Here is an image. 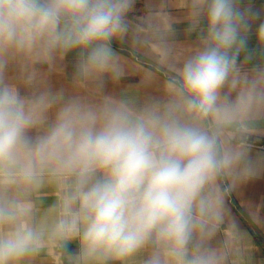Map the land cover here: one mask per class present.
<instances>
[{
	"label": "clouds",
	"instance_id": "1",
	"mask_svg": "<svg viewBox=\"0 0 264 264\" xmlns=\"http://www.w3.org/2000/svg\"><path fill=\"white\" fill-rule=\"evenodd\" d=\"M181 2L200 31L185 52L163 7L133 26L134 0H0V264H244L238 225L222 226L226 196L264 170L249 143L264 131V65L239 62L255 14ZM126 37L162 70L160 98L102 93L125 73L111 42ZM73 51L72 86L55 88Z\"/></svg>",
	"mask_w": 264,
	"mask_h": 264
},
{
	"label": "crops",
	"instance_id": "2",
	"mask_svg": "<svg viewBox=\"0 0 264 264\" xmlns=\"http://www.w3.org/2000/svg\"><path fill=\"white\" fill-rule=\"evenodd\" d=\"M238 6L242 11L249 9L255 14L247 34V51L241 53L239 62L243 63L245 57L251 53L252 58L247 67L264 65V49H261L257 42L259 25L264 23V0H239ZM162 7L172 18V43L178 46L181 52L195 47L200 31H189L188 9L182 6L181 0H134L126 19L133 26L140 25L144 18L159 11ZM201 28L206 29V21L202 20ZM111 47L127 63V67L124 75L116 81L105 77L102 93L116 98L127 94L139 102L150 98H160L165 76L155 63L152 54L147 50L135 47L132 40L127 37L124 39L114 38ZM78 59V51H73L60 62L57 71L51 77L55 88L61 86L71 88ZM38 67L47 70V65ZM148 72L154 73L156 78L146 83L145 75ZM7 75L14 76L15 71L9 70ZM249 142H264V131L252 135ZM250 156L254 160L264 158V151L252 148ZM53 202L54 197L48 196L44 199L43 205L47 207ZM225 209L228 215L222 227H227V222L231 220L238 225V231L243 234V246L246 249L243 257L244 264H264V170L232 189L226 196ZM253 213H255V218H253ZM67 247L73 253L78 251V246L75 243ZM34 264H55V261L50 256H42ZM110 264H119V262H110Z\"/></svg>",
	"mask_w": 264,
	"mask_h": 264
},
{
	"label": "built area",
	"instance_id": "3",
	"mask_svg": "<svg viewBox=\"0 0 264 264\" xmlns=\"http://www.w3.org/2000/svg\"><path fill=\"white\" fill-rule=\"evenodd\" d=\"M249 143L252 145V148L264 151V142H261V143H251V142H249Z\"/></svg>",
	"mask_w": 264,
	"mask_h": 264
}]
</instances>
